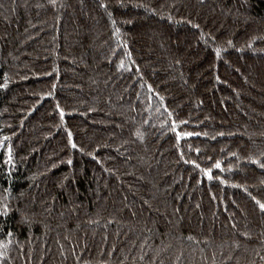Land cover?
<instances>
[{"label": "trees", "instance_id": "16d2710c", "mask_svg": "<svg viewBox=\"0 0 264 264\" xmlns=\"http://www.w3.org/2000/svg\"><path fill=\"white\" fill-rule=\"evenodd\" d=\"M0 264H264V0H0Z\"/></svg>", "mask_w": 264, "mask_h": 264}]
</instances>
